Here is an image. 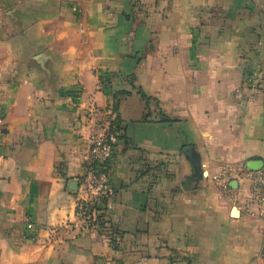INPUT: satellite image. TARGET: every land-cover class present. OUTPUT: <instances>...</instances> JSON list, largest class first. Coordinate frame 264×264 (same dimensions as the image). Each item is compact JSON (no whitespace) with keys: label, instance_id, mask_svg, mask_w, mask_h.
Returning a JSON list of instances; mask_svg holds the SVG:
<instances>
[{"label":"crops","instance_id":"crops-1","mask_svg":"<svg viewBox=\"0 0 264 264\" xmlns=\"http://www.w3.org/2000/svg\"><path fill=\"white\" fill-rule=\"evenodd\" d=\"M116 120L80 231L70 184ZM259 171L264 0H0V264L263 263Z\"/></svg>","mask_w":264,"mask_h":264},{"label":"built area","instance_id":"built-area-1","mask_svg":"<svg viewBox=\"0 0 264 264\" xmlns=\"http://www.w3.org/2000/svg\"><path fill=\"white\" fill-rule=\"evenodd\" d=\"M117 141L118 133L111 131V128L104 135L90 139L85 175L79 180L77 192L78 221L74 228L80 231L98 227L105 201L113 194L112 161ZM245 178L250 183V207L257 206V215L264 217V172H248Z\"/></svg>","mask_w":264,"mask_h":264},{"label":"water","instance_id":"water-1","mask_svg":"<svg viewBox=\"0 0 264 264\" xmlns=\"http://www.w3.org/2000/svg\"><path fill=\"white\" fill-rule=\"evenodd\" d=\"M183 151L189 156L190 160L194 164H196V165L199 164V160L195 157L194 149L192 147H185L183 149ZM235 186H236L235 182L231 183V185H230V187H232V188H235ZM78 188H79V183L76 180L72 181L71 184H70L71 191L73 192L76 189L78 190ZM231 215L233 217L237 216L238 215L237 210L233 209Z\"/></svg>","mask_w":264,"mask_h":264},{"label":"trees","instance_id":"trees-1","mask_svg":"<svg viewBox=\"0 0 264 264\" xmlns=\"http://www.w3.org/2000/svg\"><path fill=\"white\" fill-rule=\"evenodd\" d=\"M130 84L132 85V81H130ZM141 95H143V93H142V91H141V93H140ZM145 100H147V97H145L144 98ZM117 106V105H116ZM115 106V110H116V107ZM117 130H121V128H120V125H119V123H118V120H116L112 125H111V131H117ZM100 219V218H99Z\"/></svg>","mask_w":264,"mask_h":264}]
</instances>
